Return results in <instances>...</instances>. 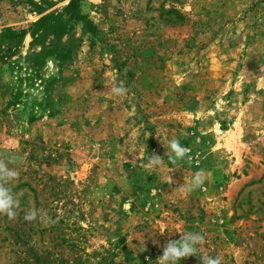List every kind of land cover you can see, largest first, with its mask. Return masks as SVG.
Here are the masks:
<instances>
[{
	"label": "rangeland",
	"instance_id": "obj_1",
	"mask_svg": "<svg viewBox=\"0 0 264 264\" xmlns=\"http://www.w3.org/2000/svg\"><path fill=\"white\" fill-rule=\"evenodd\" d=\"M47 1L44 14L70 0ZM29 2L0 0V30L37 20ZM72 13L83 19L53 40L66 60L35 73L28 35L0 58V152L17 158L21 209L0 215V264H157L179 232L205 242L178 264H264V0H78ZM173 138L188 149L176 164ZM32 208L47 217L25 221Z\"/></svg>",
	"mask_w": 264,
	"mask_h": 264
},
{
	"label": "clouds",
	"instance_id": "obj_2",
	"mask_svg": "<svg viewBox=\"0 0 264 264\" xmlns=\"http://www.w3.org/2000/svg\"><path fill=\"white\" fill-rule=\"evenodd\" d=\"M110 91L113 96H126L129 93L128 87L122 81L118 80V74L114 75L111 80ZM166 156L170 163L176 164L178 160L186 157L188 149L181 145L178 139H170L166 147ZM4 150L14 151V144L6 143ZM15 156H5L0 152V215L8 219H15L20 214L19 200L9 187L10 183L18 179L19 173L10 164L15 163ZM149 168L152 171L159 170L164 165V159L155 153L148 155ZM206 174L203 170L196 172L187 185L181 184L177 191L188 192L200 187L206 180ZM165 183L172 184V177H167ZM44 219L47 213L35 208L24 212L25 221H33L37 218ZM50 219V218H49ZM177 233V232H176ZM179 239H169L162 246V255L156 262L157 264H178L183 258L197 256L198 246L204 244V236L197 232H179ZM144 247L141 251H144ZM200 264H223V257L203 256L199 257Z\"/></svg>",
	"mask_w": 264,
	"mask_h": 264
},
{
	"label": "trees",
	"instance_id": "obj_3",
	"mask_svg": "<svg viewBox=\"0 0 264 264\" xmlns=\"http://www.w3.org/2000/svg\"><path fill=\"white\" fill-rule=\"evenodd\" d=\"M61 1V0H60ZM78 0H70L69 3L58 13L52 14L44 12L51 6L47 0H38L37 3L29 2L32 12L38 16V19L29 24L25 30L15 31L12 28L0 30V58H6L16 52V48L24 35L30 38L29 45L39 48L38 51L30 53V68L37 73V68L43 63L46 57L55 55L57 61L67 59V51L57 49L53 45V40L68 34L74 21L83 19L82 16L72 13L73 8L77 7ZM82 26L87 31H93L94 27L87 20H83Z\"/></svg>",
	"mask_w": 264,
	"mask_h": 264
}]
</instances>
